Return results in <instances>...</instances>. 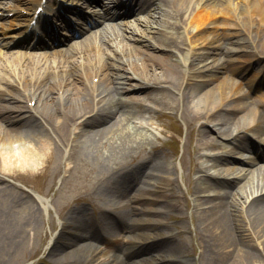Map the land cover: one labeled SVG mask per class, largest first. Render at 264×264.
I'll return each mask as SVG.
<instances>
[{
  "label": "bare ground",
  "instance_id": "bare-ground-1",
  "mask_svg": "<svg viewBox=\"0 0 264 264\" xmlns=\"http://www.w3.org/2000/svg\"><path fill=\"white\" fill-rule=\"evenodd\" d=\"M35 1L31 0L28 5ZM172 1L173 5L168 0L137 2L140 10L154 6L155 12L159 13L145 19L147 28L135 25L131 30L132 35L127 34L128 26L123 28L124 32L118 31L120 24H114L116 15L110 10L112 6L104 3L103 11L89 10L95 16V21L92 20L90 25L86 23L77 32L63 37H48V41L36 44L32 42V37L21 44L16 53L8 56L1 55L0 50V77L6 83L0 86V160L3 161V172L18 176V168L23 171L47 167L55 157L60 159L64 156L65 145L71 142L74 154L83 149L88 160L100 163L103 178L107 165L121 161L119 157L123 151L146 144L147 137L132 125L137 120H145L143 107L152 110L146 103L152 89L166 93L168 100L163 109L180 110L181 116L191 114L193 120L202 117H206L207 121L214 120L220 134L231 135L234 130L244 128V125L241 127V123L238 124L241 119L232 121L233 115L237 116L240 112L244 113L241 116L244 124L255 121L259 110H255L258 106L256 101L255 107L251 106L253 96L250 91L264 87V71L263 74H260L261 70L256 71L257 75L260 74L258 81L247 84L248 91H244L242 82L223 76L229 67L227 64H203L196 68V63L188 62L189 48L186 45L187 39H190L191 47L211 45L208 52L205 51L207 56L219 53L217 44L220 45L221 41L217 42L216 33L209 30L206 24L211 21V27L219 32L217 34L228 38V33L219 31L222 20L218 17V11H223L226 18L230 17L242 31L248 29L247 21L251 30L256 31L255 38L262 42L263 48L264 0H236L238 5L233 0H204L199 6L193 0ZM113 4L120 6L117 0ZM239 8L243 21H239L236 15ZM184 9H192L194 13L188 16L183 13ZM8 27L7 24L0 27L2 47L7 48L12 47L11 42L21 35L20 31L9 32ZM148 31L156 34L150 35ZM186 33L189 35L187 38ZM121 35L136 42H145L135 44L131 50L124 47L121 50L123 54L117 55ZM226 38L225 43H234V40ZM151 39H155V42ZM241 54L246 53L239 52ZM207 56H202L201 61ZM192 57L190 59L195 60L194 55ZM131 69L133 73H129ZM98 74V85L92 84V76ZM15 76H18V81L13 80ZM135 78L139 81L134 83L131 80ZM60 88L64 89L63 96L58 95ZM131 88L140 91L139 95L124 97V92ZM93 90L98 91L97 96L93 95ZM193 93H206L212 106L205 112L194 113L190 102L196 105L203 97L191 100ZM258 95L263 97L264 91ZM32 99L35 100L34 106L28 104V100ZM195 105L192 106L193 110ZM225 110L228 114L224 113ZM80 117L84 119L79 121ZM258 130L264 136L262 128ZM16 143H20L18 148ZM215 143L216 138L212 133L207 135L203 132L199 147H214ZM217 143V147H220V143ZM239 147L242 150L238 156L229 157V160L240 166L221 167L215 172L202 171L198 176L200 183L204 182V187H218L215 193L198 191L195 198L198 200L195 206L200 207L198 228L203 231L201 257L215 264H264V153L262 155L257 149L252 154V148L248 145ZM244 151L250 154L246 155ZM221 160L212 157L210 161L214 166L211 167ZM151 162L154 168L145 169L144 160L140 165L126 170L132 171L141 166L140 171L144 175L134 192V186L129 183L133 174L125 175L123 179L127 186L123 193L135 194L133 199L138 200L139 195L156 188L172 189V183L168 181L171 176H164L156 161ZM221 177L223 180H220ZM236 180H239V187L231 188L229 183ZM259 184L261 188H258ZM0 191V195L2 192L7 195L6 186H0ZM15 216L0 208L1 254H8L13 247L21 244L28 228L35 222L34 213L18 221H15ZM77 228L81 231H76L74 238L65 240V252L53 244L48 254L51 256V253H55L52 249L64 252V263H73L76 258L68 256L79 248L85 249L91 244L88 241L95 238L91 230H86L83 222L78 221ZM179 246L176 241H171L166 249L172 253ZM167 264L192 263L172 259Z\"/></svg>",
  "mask_w": 264,
  "mask_h": 264
},
{
  "label": "rangeland",
  "instance_id": "rangeland-1",
  "mask_svg": "<svg viewBox=\"0 0 264 264\" xmlns=\"http://www.w3.org/2000/svg\"><path fill=\"white\" fill-rule=\"evenodd\" d=\"M127 21L128 19H123L121 20V23H127ZM234 27L240 29L236 25H234ZM234 27L232 26L231 30L239 32ZM123 31L124 29L121 27L120 32L122 33ZM153 34V32H150V35ZM245 35L247 34L240 32V36ZM122 38L121 44H125L126 46H133L132 43H135L130 39ZM251 41L253 42V45H251L252 47L249 49L252 48L255 53L263 55L264 47H261L262 42L258 41L254 36H252ZM142 42H139V44H142ZM206 45H204V48L199 45L197 49H192L194 58H196V60H193L194 62L196 61V68L199 67V61H201L202 56H206L207 53L204 52H208ZM238 45L241 44L238 43ZM130 46L127 47L128 50L132 49ZM215 56L209 54V56L206 57L208 59H205L207 61L206 65H212L215 63L221 64L220 57L217 55ZM226 58L229 63L227 61L224 62L223 60L222 63L229 65L232 62L233 65L238 68V71L233 72L235 68L229 66L227 68L228 71L225 73L223 72V76H227L228 78L232 77L235 80H238V75L243 76L249 71L245 70V72L243 68H245L247 64L253 62L252 60H255L256 56L251 57L248 54L242 56L229 55ZM112 60L113 59H111V61ZM206 61H203V63ZM247 75L246 78H249L250 74ZM132 82L135 83L137 81L132 80ZM124 84L126 85L127 83ZM139 92L140 91L135 89H129V91H126L123 96H138ZM180 92H182V88ZM54 93L56 95V92ZM205 94L206 93H193L191 95V100L201 99V97H203L200 102H196V105L193 101L190 102L191 110L194 113H196L195 111L205 112L206 109L212 106L211 103H209L210 97ZM167 100L168 97L166 93H162V90H151V95L146 99V103L151 106L152 110L148 111L143 107L142 111L145 112V120H137L135 124L132 125L135 126L139 132H142L143 136L147 137V140L145 141L146 144H139L123 151L122 155L119 157V160L121 161L113 163L112 166L110 164L107 165L105 172L107 177L105 178H102L103 174L99 170L101 167L100 163L96 164L95 162L92 163L88 160L83 149L75 154L73 153L74 155H69V147L66 150V157L60 159L55 157L47 167L41 166L37 170H29L28 172H25L23 176L29 180L30 183H24L22 180L5 175L7 181L13 182V185L15 186L10 187L8 191L6 190L7 195L2 192L0 195V208L5 212L10 211L14 213L16 215L15 221H18L17 219H23L29 213H34L35 222L28 228L27 235L24 237L21 244L13 247L8 254L0 253V264H63L62 261L65 260L62 259H65L63 255L65 254V248L67 247L65 242H67L68 239L74 238L76 236V231H81L76 230L75 225L72 224L76 221L74 220L75 214L80 213V208H82L87 211L90 218H101L106 222V213L102 215L103 206L110 207L112 212L116 213L119 206H127V199L132 196L129 197V195L123 193L127 186L126 182L123 181V179H120L121 175L118 176V172L114 171L116 168H119L128 162H130L129 164L131 165H135L138 160H145V169L154 168L151 161H156L157 166L159 167L158 169L163 171V175L168 174L174 179L172 180V187L174 188V193L175 191L178 192L177 195H179V197L174 198L173 202L179 201L181 206V209L172 208L173 211L170 214H164L165 211L155 213L152 217L154 219L153 222L158 221L153 223L154 225H142L140 227V229L146 230V235L143 237L144 245L141 246L148 249L144 254L141 252V256H149L153 251L154 253L148 259L150 261L162 260L168 257L169 252L161 246L164 241L163 238L166 237L169 232L176 234L178 231H181V233H178L179 240H177V242H181V244L177 251H179V255L184 253L187 256H190L186 258L184 257V261L192 262V264H215L212 261L208 262L203 260L201 257L202 253L200 251L201 248L199 247L202 240L199 239L201 232H199V230L198 232L196 231L198 218L192 217L191 215L193 210L191 195L193 190L197 187V181L195 178L200 174L197 173L198 168H205L204 166H200L199 162L203 161L204 163H202V165L207 164V161L205 160H210L211 155L219 154L223 151L222 148H216V145L215 147H208L205 149L204 147H199V141L202 136L201 131L205 125H203V120H193L191 114H189L188 117L181 116L182 114L180 110L163 109ZM260 103L264 105V99H260ZM193 105H195V110L192 108ZM83 119V117L79 118L80 121ZM238 119H241V121H238V124L241 123L239 126H243V117L239 115L232 117L233 122ZM172 122H175L174 124L177 125L173 126ZM200 124L203 126H200ZM238 124L234 123L235 126ZM207 127L206 130L208 134L209 132H212V130L216 133V131L212 129L214 128L213 126L207 125ZM216 129L218 130V128ZM240 131V134L245 137V132H243L242 129ZM213 136L219 138L216 134ZM19 144L20 143L15 144L17 148ZM202 154L207 155L208 158L202 157ZM68 155L70 157H68ZM128 156L130 157L129 159ZM222 156L223 163L220 162L222 167H232L233 165L236 167L240 166L237 163L231 162L228 157H225V155ZM144 165H142V167ZM67 167L70 168L69 171H67ZM210 171H213V169H210ZM139 174L140 175L135 174V177L142 182L144 174L140 170ZM130 180L132 181L133 178ZM229 181L230 180H228V182ZM2 183V180H0V185H2ZM239 184V180L229 183L231 188H237L239 187ZM201 186H203V189H205L207 193H214L217 190L211 186L204 187V182H198V187L200 188ZM135 190L136 186L132 191L134 192ZM170 192L171 191L168 193ZM174 193L172 192L171 195H174ZM124 195L125 199L123 198ZM165 195L167 197L166 193ZM163 196L164 193L163 191H160L159 188L142 194L141 199L135 202V205H138V209L131 208L120 211V215L123 216L121 217V225L123 221H126L124 220L125 217L128 220L140 219L144 204L147 201H150L149 203L153 202L152 204L156 209L161 210L166 208L167 201H163ZM45 198L48 199L49 203L46 202ZM76 207L78 208L75 209ZM93 209H96L95 212L97 213V217L91 215ZM160 218L162 219V224L159 223ZM82 221L84 222V218ZM133 222L134 221L131 223ZM64 224H66V226L62 228ZM114 227L115 228L113 229L109 228V226H104L103 229H98L102 235H109L112 237L109 240L106 239L109 243L103 241L104 238L100 235V232L96 233L95 231L97 238L91 239V242L88 241V243H91L92 245L89 244L88 246H85L86 248L83 250L79 248L72 252L68 257L79 260L77 264H82V262L83 264H92L98 259L100 260L108 257L111 253L113 254L114 252H111L113 246L116 247L125 244L123 240L124 238H118L117 242H114L113 239L116 238L113 235L117 232L116 225H114ZM58 229H61L60 232H63V236L61 235V237H58ZM148 235L160 238L157 245L154 243L153 238L146 240V236ZM55 243L64 252L52 249L55 253H51L52 255L50 256L48 252H50V247ZM126 244H128V240ZM39 257H43L44 259L42 260L45 261V263L38 260Z\"/></svg>",
  "mask_w": 264,
  "mask_h": 264
}]
</instances>
